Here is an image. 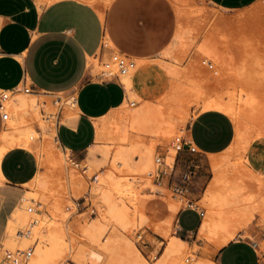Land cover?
<instances>
[{"label":"rangeland","instance_id":"obj_1","mask_svg":"<svg viewBox=\"0 0 264 264\" xmlns=\"http://www.w3.org/2000/svg\"><path fill=\"white\" fill-rule=\"evenodd\" d=\"M102 1L107 7L112 0ZM170 1L177 15V29L174 39L177 38V32L182 28L181 36H184L183 40L185 42L175 40L176 43L170 44L158 56L151 57V63L157 66L156 72L155 69L152 70L155 77L153 81L163 85V93L166 94L172 79L183 86L188 84L185 79L173 77L172 70L175 67L180 69H186L189 66L193 67L198 72L195 75V80L197 78L199 82L201 81L198 83L196 80L199 86L201 85L202 90L207 92L210 97L218 96V98H223L224 102L225 100L229 102L228 100L230 99L231 102L233 101V110L228 115L235 129L231 145L219 155H210L208 160L207 156L204 157L195 154V152H188L184 149L181 151L175 150L172 146L174 139L185 136V127L188 121L192 119L191 115L193 114L192 116L194 117L195 113L200 111H195L192 104L187 107L189 115L182 125V130L174 139L167 141L157 139L154 137V132L143 136L146 137V142L153 141L156 143L155 151L151 155L152 158L148 164L143 161L141 155L135 154L129 149L130 143H125L123 147L127 156L124 166H119L118 172L121 186L118 190L112 192V198L117 207L123 210L125 214L122 223L118 225L112 220L109 210L103 204L101 193L89 194L87 192L89 185L93 186L90 182L100 181L101 174L99 171L109 164L113 154L111 152L112 149L108 148L105 141L103 143H95L92 149L84 151V159L82 160L74 159L68 152H64L61 149V153L63 152L62 154L67 159V165L69 164L68 172L77 174V176L83 175L84 183L83 187L78 190L79 192L72 190L75 194L71 191L69 194L68 192L66 193L68 188L65 192H56V190L63 188V185H67L68 178L59 180L56 172H49L46 175L45 167L48 157L45 156L47 154L43 151V145L55 132L56 114L63 113L65 118L70 113L71 103L69 102V107L67 102L56 109L49 102L41 101L43 98H48L42 92L32 93L34 96H28L27 98L37 99L39 106L25 110L22 115L8 112L9 119L5 122L4 128L8 131L16 128L19 132H14L13 135H16L0 141V149L2 151L12 147H23L31 151L36 158L38 167L35 175L30 179L32 182L29 180L31 184L29 186L0 183V264H9L1 255L3 248L15 251L27 247H31L32 253L25 264H38L35 258L37 249L45 247L48 242L46 239L58 227L64 231L69 227L73 231L70 238L65 236L62 240V245L66 247L67 255L71 251L73 259H62L58 264H79L81 259L79 260L78 256L80 255L78 253L85 250L87 243L80 239L81 232L76 230L75 227L79 223L84 227L89 226L91 219L96 217H100L103 227L100 243H106L114 232L115 227H118L121 231L119 234L139 251L146 264H163L165 259L168 264H212L213 262L207 259L206 254L216 250L217 242L214 241V243L213 240L200 236L198 233L199 228L197 235L194 234L191 238L176 234L173 226L175 214L183 207H195L196 210L202 212L200 207L204 204L206 190L215 175L223 170H227L230 175L233 172V178H236L234 175L244 179L247 177L248 183L255 182L261 186L264 185V156L261 160L259 159L260 161L258 160L260 165L258 167H251V163L248 162L253 148L258 147L260 151L262 150L261 153H264V0H256L251 5L238 10L220 9L209 4L206 0H184L183 3L174 0ZM44 5L48 6L49 4L45 3ZM85 7L95 13L89 6L85 5ZM255 9L256 11L253 12L252 10ZM182 10L186 13H181ZM210 13L223 16L244 15L245 13L246 20L238 28L236 27L239 31L237 33L233 32L234 36L231 34L232 36L230 35L224 39L217 49L203 52L201 48L203 26L211 24L210 17H207ZM207 21L208 24L205 23ZM102 38L100 36L99 44ZM104 43L106 44V48H104L106 50L102 51V56L99 58L101 60L106 59L111 53L118 52L113 47H110L109 40L104 41ZM119 81L125 87L120 76ZM149 87H151V78H147L145 81H135L132 94L134 96L141 95V98H136L135 101L130 102L129 108H127L145 118L149 114L148 108H151L146 106L147 99H145V92ZM125 90H127L126 87ZM23 94L25 93L18 91L11 98L19 97ZM242 94L252 98L249 101L251 105L241 102ZM62 95L69 96L64 93ZM126 96L128 95L126 94ZM70 98L73 100L72 97ZM256 107H261V109H258L259 114L256 113ZM122 111L120 110V112ZM252 112L255 114L251 115ZM256 114H258V117ZM253 116L257 118L254 119ZM20 117H23L22 124L18 123ZM260 121L262 122L261 124ZM34 127H37L39 131L36 132ZM235 138H238V140ZM31 139L35 143H31ZM169 148L175 151V156L172 163L167 164L165 153ZM213 160L215 161L213 162ZM77 163L79 164L78 166H76ZM234 169H240V171H233ZM184 174L187 178L182 180L181 176ZM94 175L99 180L92 181V176ZM248 177H250L251 181ZM55 184L58 187H55ZM235 186L237 185L235 184ZM174 188H181V193H174ZM54 192L56 193L54 194ZM12 193H15V198ZM23 196L25 200L21 201L20 198ZM76 199L79 203L83 199L84 202L81 205L84 207L73 211L71 205L72 201ZM55 200H63L65 203L66 218L63 220H58L52 215L51 207ZM87 200L90 201V207L85 206L88 202ZM139 201H142L144 206H139ZM18 203H22L20 208L22 215H13L14 218L12 216L13 209ZM30 206L34 208V211L27 212V208ZM173 206L175 211H173ZM92 207L94 212L91 211ZM166 210H170L169 212L171 213L169 214ZM241 214L243 220L247 214L249 217L247 216L243 221L245 223L241 224L242 226L236 234L238 232L243 233V235L261 233V236H264V212L260 214L254 207H244L241 208ZM185 216L186 214L184 213L182 217L185 218ZM203 217L202 214L201 223ZM8 224L10 225V238L7 242ZM136 232L141 234V239L137 241L135 239ZM178 237L188 241L182 240L185 253L179 255L169 254V244ZM262 244V250H264V242Z\"/></svg>","mask_w":264,"mask_h":264},{"label":"crops","instance_id":"obj_2","mask_svg":"<svg viewBox=\"0 0 264 264\" xmlns=\"http://www.w3.org/2000/svg\"><path fill=\"white\" fill-rule=\"evenodd\" d=\"M206 1L220 9L238 10L256 0ZM36 2L0 0V90L19 91L21 85L28 86L35 94L64 93L72 97L75 105H71L65 118L59 113L51 137L55 136L54 142L57 141L64 152L82 160L84 151L97 143L95 121L120 108L125 100L140 99L141 95L132 94L135 81L151 78V87L147 89L158 84L153 81L152 70L156 72L157 66L151 63V57L159 55L173 42L177 29L176 11L170 0H112L101 17L84 0H55L47 3L48 6ZM100 36L103 38L99 44ZM105 38L110 47L134 62V67L120 76L127 90L119 78L104 79L97 75L101 71L99 58L106 50L102 47L106 48ZM147 111V118L133 113L131 122L139 132L150 134L152 119ZM4 125L0 113V141L19 132L16 128L7 130L8 136L4 139ZM34 129L39 131L37 127ZM185 129L184 142L193 144L197 149L195 154L207 156V160L210 155L223 153L235 134L230 117L216 109L196 112ZM1 156L0 174L5 181L0 183L21 185L37 171L35 156L23 147L9 148ZM21 205L18 203L14 207L12 216ZM184 213L185 218L182 217ZM200 223L197 211L183 207L175 214L174 232L191 238L197 235ZM9 229L8 224L6 241ZM257 234L238 232L206 257L215 264H264V250L260 248L264 236Z\"/></svg>","mask_w":264,"mask_h":264},{"label":"bare ground","instance_id":"obj_3","mask_svg":"<svg viewBox=\"0 0 264 264\" xmlns=\"http://www.w3.org/2000/svg\"><path fill=\"white\" fill-rule=\"evenodd\" d=\"M36 1L38 5H43L45 3H50L52 0L51 1L36 0ZM84 1L90 3L98 11L99 15L103 17V13L106 8V5L102 0H84ZM174 1L180 3L184 2V0H174ZM252 11L254 12L256 11V9ZM182 12L183 10L181 11V13ZM184 13L186 12H183V14ZM208 15L207 17H210L211 24L210 23L208 24V21H210L208 20L205 23H207L210 26L208 25L203 26V41L201 45L203 52L217 49V47L222 44L224 39L228 38V36H230L231 34L234 36L233 32L237 33V31H239L238 29H236V27L238 28L240 24L243 23L244 20H246L245 13L244 15L241 14L234 16H223L221 14L212 15L211 13L209 16ZM181 32H182V28H180L179 32H177L176 35L177 38L174 39L171 45L176 43V41L185 42L183 40L184 36L183 37L181 36ZM104 41L106 42L108 41V39L105 38ZM102 47L105 48L104 45ZM97 63H98V58H97ZM197 73L198 72L195 71V69L191 66L187 67L186 69H180L175 67L172 70L173 77L183 80L185 79L188 82L187 85L183 86L182 84L178 83L176 80L172 79L169 83V89L166 94L163 93V87H162L163 85H160L159 83L156 86L147 89V91L145 92V99H147L146 106L151 107L148 108V110L151 113V119H152L151 133L154 132L155 138L163 139L165 141L174 139L176 135L182 130V125L189 115L187 113V107L190 104L193 105L195 111L216 109L227 113V115H230V113L232 112L233 101L231 102L230 99L228 100L229 102H226V100L224 102L222 100L223 98L222 99L218 98V96L213 98L210 97L207 92L202 90V87H200L201 85L199 86L198 83H200L201 81L199 82V79L196 78V80L198 81L197 83V81L195 80V75H197ZM17 92L18 91L12 93L7 99V101L4 103V109L7 111V113L9 112L10 114L22 115L25 112V110L34 109L39 106V102L37 101V99L27 98L28 96L33 97L34 94L32 93H28L27 95V93L24 92L25 94H23L22 96L11 98V96L15 95ZM43 95L47 96L48 98H43L41 99V101L49 102L56 109L60 105H63L67 102H68V107L70 103L71 105L73 104V101H71L70 96H63L62 93H53V94L43 93ZM241 99H242L241 102L247 105V103H249V101L252 98H249L248 96L242 94ZM129 103L130 102L128 100H125L120 108L118 107V109L115 110L113 109V111H111L107 116L95 121V126H96L95 142L103 143V141H105V144L108 145V148L110 147L112 149V151L111 150L110 151L113 154L109 165L106 168L99 171V173L101 174L100 181L90 182L93 184V186L89 185V189L87 191L89 192V194L90 193L95 194V192L101 193L103 204L109 210L110 217L112 218V220L118 225L122 223L125 214L123 210L117 207L115 201L112 198V192L114 190H118L121 186V182L118 178L119 166L121 167L124 166L125 164L124 162L127 156L126 150L123 147V145L125 143H130L131 145L129 149H131L133 153L141 155L143 157V161L146 164H148L149 160L152 158L151 155L155 151V147H156L155 142L153 141L146 142V137L143 136H147L148 134L139 132L133 126L131 119L133 117L134 112L132 110L127 109L129 108L128 107ZM253 104L252 106H254ZM255 109H256V113L259 114L258 109H261V107L258 108L256 107ZM120 110L123 111L120 112ZM254 114L255 113L252 112L251 115ZM258 114H256L257 117ZM192 115L191 118H193ZM253 117L254 119L257 118L256 116ZM22 119L23 117H20V121L18 123L22 124L23 122ZM55 120H57V118H55ZM261 123L262 122L260 121V124ZM7 136H8V132L5 129V131L2 133V137L5 139V137ZM54 138L51 137L43 145V151H45L44 153L47 154L45 156L48 157L47 165L45 167L46 175L49 172H56L57 175L59 176V180L61 179L63 180L66 177L68 178L66 185L67 187L63 185V188L59 189L60 188L59 186L58 188L59 190H56V192L57 191L65 192L67 188L68 190L66 191V193L68 192V194L70 191L71 192L78 191L83 187L84 177L83 175L77 176V174H70L68 172L69 164L67 165V159H65V155L62 154L63 152L61 153L62 148L60 147L59 143L57 141L56 143L54 142L53 140ZM235 139L238 140V138ZM3 152L5 151H2L0 149V156ZM261 152L262 150L260 151L258 147L253 148L250 154V158L248 159V162L251 163V165L249 164L251 167H258L259 165L258 162L264 156L263 155L264 153ZM165 156H166L165 157L166 163L170 164L172 163V160L175 156V151L169 148L166 150ZM212 157H211V161H212ZM214 161L215 160H213V162ZM78 165L79 164L77 163L76 166ZM214 166L216 167L215 164ZM85 168H87V166H85ZM246 169L249 170L248 168ZM235 170L240 171V169L239 170L234 169L233 171ZM245 175L244 177H246ZM234 176H236V178H233V172L230 175V173L227 172V170L225 171L223 170L217 173L213 181H211V183L209 184L206 190V196L204 199L205 201L203 200L204 204L202 203L203 205L202 207H200V209H202V214L204 217L202 223L200 224L198 233L200 234V236H203L206 239H210L213 240V242L214 241L217 242L216 244L217 247L215 246L216 249L225 245V243H227L230 239L234 238L236 232L243 225L242 223H245L243 221L247 218V216L249 217V215L247 214V216H245V219L243 220V216L241 214V208L254 207L255 209H257V212H260V214L261 212H264V187H263L264 185L261 186L260 184H257L255 182L248 183L246 179L247 177L244 179L241 176V174L240 176L242 178H238L237 177L238 175H234ZM248 178L251 181L250 177ZM96 179L99 180V178L95 176V180ZM0 181H5L1 176V174H0ZM30 181L32 182V180ZM92 181L94 180L92 179ZM235 184L237 186H235ZM21 185L29 186L31 184L28 180L27 182ZM54 186L56 187L57 185L55 184ZM56 192H54V194ZM87 201H88L87 206L90 207L91 206L90 201L89 200ZM64 204L65 203L63 202V200H55V202H53L52 204L51 207L52 215L58 220H63L66 218ZM138 205L144 206V203L142 201H139ZM30 208L32 207L30 206ZM32 209H33L32 211H34V208ZM91 211L94 212L93 207L91 208ZM17 214L20 215L21 211L19 210L15 215ZM75 228L76 230L81 232L80 239L84 240L87 243V247L85 248V250L78 253V255H80L78 256V258L79 260L81 259V263L79 264L82 263L83 264H146L139 251L133 245L129 244L119 234L121 231L120 229H118V227H115L114 232L112 233L111 237L106 243H100V236L103 234L102 221L100 217L92 218L89 226L84 227L82 226V224L79 223ZM71 233H73V231L69 227H67L65 231L59 227L53 230L51 236L48 239H46V241L48 242L46 243L45 247L44 248L39 247L37 249V252L35 253V258L37 259V263L58 264V262L62 259H66V260L73 259L72 252L69 251L67 255L66 247L62 245L63 238L65 236L67 238H70ZM9 238H10V229H9ZM260 248L263 249V244L260 245ZM168 253L178 254V255L185 253L182 240L179 238H175L173 241H171V243L169 244ZM163 264H168L166 259L163 261Z\"/></svg>","mask_w":264,"mask_h":264},{"label":"built area","instance_id":"obj_4","mask_svg":"<svg viewBox=\"0 0 264 264\" xmlns=\"http://www.w3.org/2000/svg\"><path fill=\"white\" fill-rule=\"evenodd\" d=\"M100 61V66H101V71L100 73H97V75L101 78L104 79H118L119 76L124 75L128 73L133 67H134V62L132 59L129 57L121 54V53H111L106 59H99ZM19 91H23L25 93H36L32 92L31 89H29L28 86H19L18 87ZM16 91L12 90H0V113H1V118L4 121H7L9 118V115L7 111L4 109V103L7 101L9 96ZM43 111V110H42ZM58 113L56 114V118L58 117ZM57 123V122H56ZM172 146L175 148L176 151H181V150H186L188 152H195L194 146L192 144H188L184 142L183 138H175ZM182 180L186 179L187 176L184 174L181 176ZM92 179L95 181V176H92ZM182 191L181 188H174L173 192L176 194H180ZM84 200L82 199L81 202L79 203L76 200L72 201V210L77 211L79 208L84 207L83 204ZM87 206V204L85 205ZM193 210L197 211L199 217H201L202 212L196 210L195 207H191ZM33 209L28 207L27 212L32 211ZM135 239L140 240L141 239V234L136 232L135 233ZM31 247H27L25 249L21 250H15V251H9L6 249L1 250V255L5 261H7L9 264H25L28 258L31 255Z\"/></svg>","mask_w":264,"mask_h":264}]
</instances>
